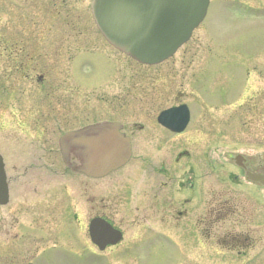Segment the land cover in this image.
<instances>
[{
  "label": "rangeland",
  "instance_id": "374dc122",
  "mask_svg": "<svg viewBox=\"0 0 264 264\" xmlns=\"http://www.w3.org/2000/svg\"><path fill=\"white\" fill-rule=\"evenodd\" d=\"M48 1L0 0V29L14 17L24 25L33 20L32 29L37 38L42 35L40 27L43 24L41 30L47 33L49 27L52 29L55 25V34L38 39L42 47L53 43L58 45L59 39L63 42L69 40L61 56L50 54V57H45L50 69L57 74L52 77V82L60 90L56 91L57 94L69 95V86L73 85L72 99L82 100L87 105L89 121L99 112L102 117L115 116L129 123L133 118H127L136 115L133 110L138 112L134 109L135 101L141 105L143 100H149L152 110L157 112L173 103L174 96L181 95L180 102L189 104L194 115L187 131L189 134L181 143H173L169 148L187 150L190 156L182 157L177 167L185 172L191 169L197 179L196 186L198 183V191L197 188L191 193L185 191L184 197L195 201L198 192L212 180L216 181L218 189H228L244 196L248 199L249 211L261 214L253 215L254 220L249 226L250 230L254 227L261 240L243 255L230 253L231 256L222 259L220 255L211 256L213 254L208 250L197 253L188 246L181 247L182 239L172 234L163 242L148 243L143 238L136 249L130 247L123 253L112 251L97 258L88 248H84L87 251L81 255L80 245L72 247L78 250L75 253L65 248L62 239H58L57 245L54 241L40 243L35 264H264V191L247 182L242 170L230 158L241 153L256 160L264 153V96L257 94L262 89L264 91V0H211L203 23L188 42L167 61L154 66L139 64L101 40L89 13L91 0H55L56 12L62 11L56 17L47 11ZM61 1H64V6L59 4ZM41 4L47 5L43 15L37 11ZM9 12L17 16L10 17ZM66 13L67 19H63L61 16ZM61 23L67 30L60 28ZM71 23H78L80 27L73 31ZM5 57L0 48V60L3 61L2 65L0 61V67H4ZM83 57L92 59L91 67L87 62L83 71L90 69L88 72L95 76L99 85L80 87L77 81H73L71 72L66 71L72 68L73 59L82 60ZM30 76L23 82L22 77L16 75H9L7 83L0 78V150L12 165L30 162L33 158L30 151L35 147L22 133L28 131L26 124L23 123V127L22 123L8 118L15 113V100L19 94L17 86H23V93L27 96L33 95L31 90L46 94L44 87L41 86L43 90L37 87V73ZM90 83L83 81V84ZM10 131H15L14 136ZM27 136L32 137L30 134ZM212 147L214 149L209 155L212 162L207 163V151ZM131 163L114 172L105 179L108 183H104L109 189V181L113 180H117V186H122L118 198L121 207L127 201V189L123 185L135 176L131 173ZM110 217L114 219V215ZM115 219H118L117 215ZM63 220L68 222L67 217ZM124 229L127 235L118 248L129 242L130 227L125 226ZM69 239L73 241L68 246H74V238ZM198 254L202 257L193 263Z\"/></svg>",
  "mask_w": 264,
  "mask_h": 264
},
{
  "label": "flooded vegetation",
  "instance_id": "af4514ba",
  "mask_svg": "<svg viewBox=\"0 0 264 264\" xmlns=\"http://www.w3.org/2000/svg\"><path fill=\"white\" fill-rule=\"evenodd\" d=\"M9 13L10 17L17 16ZM27 22L26 25L19 24L14 17L0 29L1 53L6 54L4 67H0V78L7 83L9 75H16L22 77L23 82L31 77L30 74L37 73V87H44L46 94L31 90L33 95L27 96L23 93V86L18 85L17 109L14 107L15 113L8 117L22 123L23 127V123L26 124L28 131L22 133L36 150L31 149L33 158L30 162L13 165L0 150L4 178L2 192L5 193V200L0 205V264H35L40 243L54 241L55 245L59 235L62 239L74 238L75 245L71 247L80 245L82 255L87 251L84 248L89 247L90 215L106 218L122 232V241L114 247L123 243L127 235L124 227H130L129 242L116 250L119 253L130 247L136 249L143 238L148 243L163 242L170 234L182 239L181 247L188 246L197 253L208 250L213 254L211 256L220 255L222 259L228 253L230 256V253L243 255L259 244L260 236L254 227L250 230L249 226L254 220L253 215L261 214L249 211V202L244 196L228 189H218L216 181L212 180L198 192L195 201L184 197L185 191L191 193L195 188L198 191V183L196 186L197 179L191 169L185 172L177 167L184 149L169 148L173 143H181L183 137L157 121L156 111L152 110L149 100L134 105L138 112L133 110L136 115L130 117L133 118L130 127L124 125V130L131 134V173L135 174L134 179L123 185L127 189L124 206L121 207L118 201L122 186H117V180L109 181V189L104 185L108 183L105 178L94 181L69 168L60 156L56 140L63 132L89 123L87 105L82 100L72 99L73 85L69 86V95L57 94L56 91L60 90L52 82V77L57 74L47 70L49 68L42 71L37 62L42 47L38 39L54 34L55 26L49 27L47 33L41 30L43 24L40 27L42 35L36 38L32 29L34 21ZM67 42L69 40L61 41ZM43 47L54 48L51 44ZM71 76L80 87L89 78L95 83L94 75ZM93 118L92 122L118 120L115 116L97 115ZM10 133L14 136L15 131ZM29 134L31 138L27 136ZM174 136L180 138L169 144V139ZM208 161L212 162L211 159ZM248 166L252 169L250 163ZM110 215H114V219ZM63 217H67L68 222ZM200 257L198 254L193 263Z\"/></svg>",
  "mask_w": 264,
  "mask_h": 264
},
{
  "label": "water",
  "instance_id": "95a60500",
  "mask_svg": "<svg viewBox=\"0 0 264 264\" xmlns=\"http://www.w3.org/2000/svg\"><path fill=\"white\" fill-rule=\"evenodd\" d=\"M207 3L208 0H93L92 11L112 44L142 62L154 63L170 55L188 38ZM180 115L183 124L175 130H181L187 120L184 111ZM119 129L118 124L102 123L64 136L61 142L67 161L93 177L120 167L130 157V144ZM241 159L236 156L238 164ZM248 177L264 186V175L248 173ZM93 226L103 230L106 243H115L119 238L103 221L92 222ZM91 236L100 244L93 231Z\"/></svg>",
  "mask_w": 264,
  "mask_h": 264
}]
</instances>
